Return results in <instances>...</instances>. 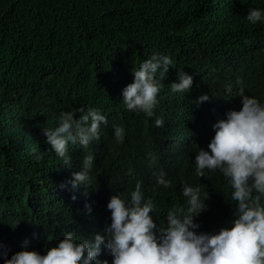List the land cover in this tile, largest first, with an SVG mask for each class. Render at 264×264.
Segmentation results:
<instances>
[{
  "label": "trees",
  "instance_id": "trees-1",
  "mask_svg": "<svg viewBox=\"0 0 264 264\" xmlns=\"http://www.w3.org/2000/svg\"><path fill=\"white\" fill-rule=\"evenodd\" d=\"M250 8L264 9V0H0V264L25 240L39 248V236L51 237L49 228L90 238L110 223L111 196L129 199L137 180L162 208L158 216L150 213L159 224L169 210L187 209L181 193L187 183L201 187L202 200L208 195L197 231L230 226L237 202L227 179L219 171L204 177L195 171L196 152L207 149L215 134L204 125L216 119L206 110L208 101L196 100L208 94L239 110L236 93L244 88L264 101V23L247 21ZM157 53L169 55L173 65L149 118L126 109L122 90L134 80L132 69ZM182 70L193 85L189 93L173 94L170 85ZM82 107L99 110L108 124L87 149L70 145L71 164L65 165L43 128L57 126L62 111L78 118ZM156 118L163 127L154 126ZM114 126L124 130L123 140L115 139ZM171 141L193 160L173 175L170 187L154 189L153 172L161 171L160 157ZM37 152L42 160L33 158ZM85 155L104 163L108 180L73 188ZM151 155L156 162L150 166ZM97 196L104 214H92ZM48 208L65 214L60 227L44 225ZM105 259L111 264L110 255Z\"/></svg>",
  "mask_w": 264,
  "mask_h": 264
},
{
  "label": "clouds",
  "instance_id": "clouds-1",
  "mask_svg": "<svg viewBox=\"0 0 264 264\" xmlns=\"http://www.w3.org/2000/svg\"><path fill=\"white\" fill-rule=\"evenodd\" d=\"M246 19L253 25L264 23V9L250 8ZM172 65L169 55L157 53L133 68L134 80L122 90L126 109L154 117L163 81ZM192 85L193 77L182 70L170 90L183 95L190 92ZM244 90L240 88L236 93L241 98L239 110L233 109L235 102H221L208 94L196 100L197 104L208 101L206 110L216 119L214 124L204 125L209 129L208 135L210 130L215 134L207 149L199 148L196 152L195 171L201 177L219 171L227 179L232 189L231 199L237 202L230 226L215 233L198 232L200 224L196 218L206 210L208 195L202 200L201 187L187 183L181 185L187 209L169 210L166 220L159 224L150 213L158 216L156 213L162 208L152 196H145L143 181L137 180L129 199L111 196L107 203L110 223L105 226L103 222L90 238L75 235L72 230L49 228L51 237L39 236V248H29L25 240L21 251L10 259L7 253L3 254L4 264H109L106 255L112 257L111 264H264V101L246 95ZM227 92L233 93V88L229 86ZM77 111L78 118L74 112L62 111L57 117V126L43 128L46 143L69 166V146L87 149L93 141L100 140L101 126L108 124L107 116L95 108L85 111L82 107ZM153 123L158 128L164 126L162 118H156ZM123 136L124 130L114 126L115 139L123 140ZM181 154L171 141L160 157L161 171L153 172L155 180L150 185L154 189L170 187L173 175L193 160L192 156L189 159ZM104 157L112 163V152L110 157L109 151ZM33 158L42 160L43 154L37 152ZM94 159L92 155H85L81 170L73 173V188L108 180L103 173L104 163L98 159L93 163ZM155 162V155H151L150 166ZM134 178L135 175L131 180ZM86 207L91 212V206ZM60 212L48 208L42 219L44 225L60 227L59 216L65 215ZM92 214H104L101 196L95 199Z\"/></svg>",
  "mask_w": 264,
  "mask_h": 264
}]
</instances>
